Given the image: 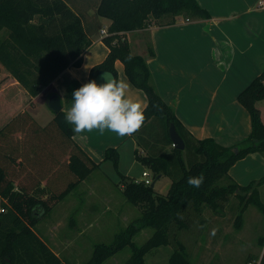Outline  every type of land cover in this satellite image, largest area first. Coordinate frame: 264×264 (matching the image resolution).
Listing matches in <instances>:
<instances>
[{
	"label": "trees",
	"instance_id": "1",
	"mask_svg": "<svg viewBox=\"0 0 264 264\" xmlns=\"http://www.w3.org/2000/svg\"><path fill=\"white\" fill-rule=\"evenodd\" d=\"M179 18L200 21L210 20L211 15L197 0H0V67L30 97H38L68 68L82 66L84 54L93 45L92 37L104 29L102 19L111 22L108 35L103 38L109 53L103 62L91 68L89 80L95 79L98 83L105 70L111 71L118 80L116 61L120 60L130 82L147 97L145 119L132 133L138 146L135 157L155 176L168 177L171 185L166 194H161L143 181L122 175L118 171L119 151L108 148L104 161L114 163L122 175L126 200L142 213L116 235L112 244L96 245L86 264H103L126 247L132 249L126 264H146L147 254L168 245L175 246L169 264H193L186 245L178 238H171L174 224L179 229L187 228L186 216L201 215L206 208L216 212L232 195L239 200L235 226L242 225L243 214L251 205L264 215L260 193L264 176L240 185L229 174L246 156L254 153L264 156V122L257 106L264 100V69L238 95L239 103L251 117L250 135L233 147H224L212 138L196 139L162 98L148 65V60L156 56L152 44L148 46V55L143 57L133 54L130 44L123 39L124 34L145 30L151 25H173ZM64 113L62 110L54 114L45 127L34 122L27 112L18 117L21 123L16 128L25 129L18 139L27 148L18 150L11 146V151L30 149V154L26 151V157L21 156L14 163L16 176L0 161V264H65L35 232V227L100 164L74 141L76 133L65 122ZM14 121L0 128L1 140L13 135ZM171 124L185 142L183 151L173 146L169 134ZM29 129L35 137L31 141L24 138ZM31 155L33 158H29ZM42 157L46 169L38 166ZM48 161L51 168H47ZM54 165L67 167L74 176L60 193L38 196L34 188L41 186L40 182L29 185L16 181L26 171L38 170L46 175ZM201 174L203 182L199 187L187 182L189 177ZM147 228L154 230L153 235L144 244L136 245L133 239ZM260 243L264 247V238ZM260 264H264V251Z\"/></svg>",
	"mask_w": 264,
	"mask_h": 264
},
{
	"label": "crops",
	"instance_id": "2",
	"mask_svg": "<svg viewBox=\"0 0 264 264\" xmlns=\"http://www.w3.org/2000/svg\"><path fill=\"white\" fill-rule=\"evenodd\" d=\"M197 1L209 12L210 20L184 19L179 24L151 25L145 30L124 34L123 39L128 41L133 54L146 57L148 46L147 51L138 50L137 44L145 36L149 38L156 53L155 58L148 60L153 81L162 98L196 139L212 138L224 147H233L252 131L250 114L239 103L238 95L264 69V8L259 5L262 0ZM102 23L106 30L111 24L108 19H102ZM103 38L101 31L93 36V45L84 54L82 66L65 70L38 97L28 96V106L41 96H46L48 100L56 94L60 95L63 111L67 112L71 107L73 90L89 81L91 68L103 62L109 53ZM116 69L118 80L128 85L126 95L139 102L144 110L148 103L145 93L130 82L120 60L116 61ZM15 84L19 86L16 81ZM21 91L26 93L23 88ZM52 115H41L44 125L52 120ZM33 120L38 123L36 119ZM104 132L105 139L110 143L108 147L98 143L93 133H76L74 136V141L97 164L103 161L111 145L118 148V142L121 144L129 138L136 145L132 134L118 136L107 129ZM29 158H33V155ZM122 158L120 151V160ZM47 163V168H51V162ZM34 171L33 174L28 171L19 174L18 182L29 177L32 182H40L41 186L50 183L63 188L67 186L66 180L74 179L67 167L54 165L46 175ZM229 174L238 184L248 185L264 176V156L259 153L246 156L230 169ZM170 185L171 181L159 193L166 194ZM263 190L264 186L260 189L261 194Z\"/></svg>",
	"mask_w": 264,
	"mask_h": 264
},
{
	"label": "rangeland",
	"instance_id": "3",
	"mask_svg": "<svg viewBox=\"0 0 264 264\" xmlns=\"http://www.w3.org/2000/svg\"><path fill=\"white\" fill-rule=\"evenodd\" d=\"M180 20L184 18H179L176 24L181 23ZM148 39L145 36L143 41L137 44L138 50L147 51V46L150 44ZM103 82L101 78L98 81V83ZM21 90V86L16 85L12 77L0 67V128L15 120L13 135L2 138L5 140L0 139V161L14 176H16L14 163H17L19 157H26L27 151V149L16 153L11 151L12 148L18 150L22 147L27 148L18 139L23 135L21 131L25 130L21 126L16 128L17 124L21 123L18 120L19 115L27 112L42 127H45V123L41 115L47 114L49 117L52 115L45 104L46 96H41L29 107L30 100L27 99L29 94ZM258 107L261 117L264 118V100ZM31 131L32 129L27 130L24 136L30 141L35 139ZM89 133H93L94 138L98 140V143H102L103 147L110 146L109 141L105 139V132L101 133L98 129H93ZM116 145L119 148L116 149L119 153L121 151L123 157L119 162L118 170L122 175L129 176L135 181L148 178L151 185L156 183L154 189L158 193L170 183L168 177L155 176L151 169L136 160L134 149L138 146L130 138ZM111 146L114 148L113 145ZM29 150L27 152L30 154ZM104 159L98 163L100 164L98 169L92 171L65 199L55 204L49 214L43 217L35 227V232L65 264H86L91 260L96 245L112 244L118 233L141 216L139 207L129 203L123 194L122 175L118 173L112 161H104ZM40 160L41 162L37 165L46 169L43 157ZM32 165L35 167L34 163ZM30 167L34 170V167ZM23 181L29 185L33 184L29 177L23 178ZM23 181L19 182L23 184ZM70 181L71 179L66 180L65 184L67 185ZM66 187L59 188L49 183V186L35 187L34 193L38 196H48L60 193ZM261 199L264 202V190ZM238 205L239 200L232 195L216 212L206 208L201 215L192 213L186 216L188 227L179 229L174 224L170 230L172 240L173 237L178 238L186 245L189 257L194 264H247L257 259L264 251L260 243L264 238V215L256 206L251 205L243 214L242 225L237 227L235 220L239 212ZM153 233L152 228L144 229L135 236L133 241L136 245H142ZM174 249V245L161 246L158 251L154 250L146 255V264H169V258ZM131 255V247H126L106 259L103 264H126Z\"/></svg>",
	"mask_w": 264,
	"mask_h": 264
},
{
	"label": "clouds",
	"instance_id": "4",
	"mask_svg": "<svg viewBox=\"0 0 264 264\" xmlns=\"http://www.w3.org/2000/svg\"><path fill=\"white\" fill-rule=\"evenodd\" d=\"M103 83L89 80L72 92L71 107L64 113L66 123L74 133L106 129L118 136L134 133L143 123L145 116L141 104L126 95L128 85L117 80L111 71L101 74ZM187 182L199 187L203 175L189 177Z\"/></svg>",
	"mask_w": 264,
	"mask_h": 264
},
{
	"label": "water",
	"instance_id": "5",
	"mask_svg": "<svg viewBox=\"0 0 264 264\" xmlns=\"http://www.w3.org/2000/svg\"><path fill=\"white\" fill-rule=\"evenodd\" d=\"M48 107L54 112V114H58L63 110L62 102L60 96L53 94L49 97L47 101ZM169 134L170 138L173 142V146L178 150H185V142L181 138V136L178 134L176 127L174 124H171L169 128ZM235 152L238 151V148L234 149ZM155 183H153L151 186L154 187Z\"/></svg>",
	"mask_w": 264,
	"mask_h": 264
},
{
	"label": "built area",
	"instance_id": "6",
	"mask_svg": "<svg viewBox=\"0 0 264 264\" xmlns=\"http://www.w3.org/2000/svg\"><path fill=\"white\" fill-rule=\"evenodd\" d=\"M260 7L264 8V0H262L260 3H259ZM189 21V20H187ZM101 34L102 36H107L108 33H107V30L106 29H103L101 30ZM146 176H148V174L146 173ZM143 182L146 184V185H151V181L146 178L145 180H143ZM2 211V210H1ZM263 254V253H262ZM262 254L260 257H258L257 259H254L250 262H248V264H260L261 263V259H262Z\"/></svg>",
	"mask_w": 264,
	"mask_h": 264
}]
</instances>
